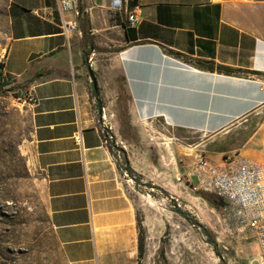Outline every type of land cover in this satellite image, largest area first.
<instances>
[{
	"label": "crops",
	"instance_id": "obj_1",
	"mask_svg": "<svg viewBox=\"0 0 264 264\" xmlns=\"http://www.w3.org/2000/svg\"><path fill=\"white\" fill-rule=\"evenodd\" d=\"M77 4L83 12L73 36L76 69L68 61L59 0H6L1 73L37 98L31 108L35 160L63 256L74 264H110L109 256L135 249L137 210L121 156L91 110L83 16L95 45L108 47L100 53L120 119L126 109L129 126L121 120L114 128L136 137H125L135 144L129 164L168 195L170 180L156 174L163 165L173 170L177 138L209 135L185 146L191 150L215 137L214 160L228 151L264 156V0H131L126 10H114L110 0ZM136 6L140 22L133 27L127 16ZM64 15L75 17L70 10ZM79 127L81 143L74 138Z\"/></svg>",
	"mask_w": 264,
	"mask_h": 264
},
{
	"label": "rangeland",
	"instance_id": "obj_2",
	"mask_svg": "<svg viewBox=\"0 0 264 264\" xmlns=\"http://www.w3.org/2000/svg\"><path fill=\"white\" fill-rule=\"evenodd\" d=\"M74 33L67 46L70 67L77 59ZM82 40L84 78L88 82L91 110L100 124L105 122L117 142L114 150L121 156V170H126L129 178L126 183L133 194L144 243L143 253L139 254L137 225L135 249L109 256L112 258L110 264H117L115 259L119 264H249L248 260L257 251L254 239L240 238L235 230L230 229L224 199L221 197V203L211 205L198 194L200 190L193 186L187 175L189 162L196 152L202 151L207 158L214 160L215 149L220 148L215 137L211 143L198 144L191 150L185 146L194 145L207 135L189 134L185 138L189 141L177 138L181 144L177 143V161L173 170L167 171L169 167L163 165L160 170L164 172L156 174L160 181L170 180L173 199L165 190L148 186L147 181L139 178L135 180L126 169L125 159L135 144L125 139L120 128H114L122 119L120 103L110 90L112 81L104 73L106 55L100 53L108 47L95 45L91 35L82 36ZM7 41L6 0H0V51ZM92 49L100 103L95 98L87 72V59ZM26 92L21 82L0 80V264H74L63 256L49 221L45 177L35 160L31 108L27 102L18 99ZM224 154L232 155V151ZM149 173L154 175V172ZM171 179L175 180V185ZM175 204L185 214L177 211Z\"/></svg>",
	"mask_w": 264,
	"mask_h": 264
},
{
	"label": "built area",
	"instance_id": "obj_3",
	"mask_svg": "<svg viewBox=\"0 0 264 264\" xmlns=\"http://www.w3.org/2000/svg\"><path fill=\"white\" fill-rule=\"evenodd\" d=\"M131 0H110L114 10H126ZM61 9V30L69 39L79 26L81 13L78 0H59ZM64 10H70L75 17H66ZM140 7L136 6L127 16L130 26L140 22ZM94 54L92 49L89 56ZM7 58V48L0 51V71ZM180 65L189 67L185 61ZM19 100L32 106L37 102L36 96L27 91ZM82 128L75 130L74 138L81 143ZM105 140L111 142L112 134L107 131ZM126 173V170H124ZM187 175L198 190L215 193L225 201L228 210L229 228L236 231L240 238H253L257 251L248 260L256 264H264V156L252 157L243 154L225 155L221 159L212 160L202 151L196 152L193 161L188 165Z\"/></svg>",
	"mask_w": 264,
	"mask_h": 264
},
{
	"label": "trees",
	"instance_id": "obj_4",
	"mask_svg": "<svg viewBox=\"0 0 264 264\" xmlns=\"http://www.w3.org/2000/svg\"><path fill=\"white\" fill-rule=\"evenodd\" d=\"M79 12L82 13L83 10L81 7H79ZM83 19H84V24L82 25V28H81V32H82V36L84 38L88 37V29L90 28V23H89V19L87 18L86 15L83 16ZM3 67V66H2ZM2 71V70H1ZM0 71V80H7L5 79L3 76H2V73ZM12 81V80H11ZM119 92L121 93V95H123V88L121 85H119ZM125 103V102H124ZM123 103V108L125 106V104ZM126 109H123V115L125 117V126H129V121L126 120ZM122 134L126 137V138H129V139H132V140H136V137L135 135L130 132H126L122 129ZM126 159V169L129 173L133 174V177L138 179L139 175H137V173L134 171V169L131 167V165L129 164V161L128 159L125 157ZM146 184L148 186H153V187H159L158 185H155L153 184L152 182L148 181L146 182ZM163 190V189H162ZM198 194L202 195L209 203H211V205L215 206V205H218L220 202V199H221V196L215 194V193H206L202 190L198 191ZM173 199V198H172ZM175 206V209L177 211H179L180 213H183L185 214V211H183L181 208L177 207L176 204L174 205ZM137 224L139 226V234H138V249H139V254H142L143 253V250H144V243H143V238H142V230H141V226H140V220L138 219L137 217ZM205 231L208 232V228L205 227ZM211 240H213V237L211 235ZM140 264V263H139Z\"/></svg>",
	"mask_w": 264,
	"mask_h": 264
},
{
	"label": "water",
	"instance_id": "obj_5",
	"mask_svg": "<svg viewBox=\"0 0 264 264\" xmlns=\"http://www.w3.org/2000/svg\"><path fill=\"white\" fill-rule=\"evenodd\" d=\"M79 7L80 6H78V9H79ZM87 61H88V64H87V72L89 74V78H90V81L92 83L93 92H94L95 98L97 99L98 103H100L98 83H97V79L95 77L94 70H93V67H92L93 56L92 55L91 56H88ZM117 84H118V86L120 85L119 82H118V80H117ZM122 121H123V125L125 126V117L123 115V110H122ZM101 125H102V128H103V131H105V133H107V131L109 129L108 126L105 124L104 121H101ZM109 131L111 132L110 129H109ZM111 143H112L113 147H116L117 146V142L115 141V139L113 137V134H112ZM159 188L162 189L160 186H159ZM168 196L170 198H174V196L172 194H168Z\"/></svg>",
	"mask_w": 264,
	"mask_h": 264
},
{
	"label": "flooded vegetation",
	"instance_id": "obj_6",
	"mask_svg": "<svg viewBox=\"0 0 264 264\" xmlns=\"http://www.w3.org/2000/svg\"><path fill=\"white\" fill-rule=\"evenodd\" d=\"M140 179V177H138ZM135 180H137L136 178H134Z\"/></svg>",
	"mask_w": 264,
	"mask_h": 264
}]
</instances>
